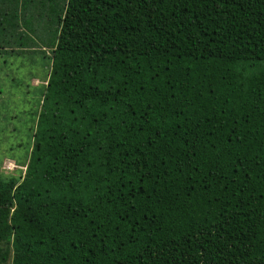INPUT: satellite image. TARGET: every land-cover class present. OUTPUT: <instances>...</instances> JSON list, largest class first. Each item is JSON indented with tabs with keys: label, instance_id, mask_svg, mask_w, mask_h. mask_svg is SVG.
Instances as JSON below:
<instances>
[{
	"label": "trees",
	"instance_id": "16d2710c",
	"mask_svg": "<svg viewBox=\"0 0 264 264\" xmlns=\"http://www.w3.org/2000/svg\"><path fill=\"white\" fill-rule=\"evenodd\" d=\"M0 11L19 68L37 39L51 51L44 88L1 82L33 141L25 172L0 174V261L264 264V0Z\"/></svg>",
	"mask_w": 264,
	"mask_h": 264
},
{
	"label": "rangeland",
	"instance_id": "374dc122",
	"mask_svg": "<svg viewBox=\"0 0 264 264\" xmlns=\"http://www.w3.org/2000/svg\"><path fill=\"white\" fill-rule=\"evenodd\" d=\"M5 14L6 13L3 14V12H1L0 16L3 17ZM41 18L42 21L41 19L39 21L40 25H38L37 22L38 27H43V25H45V21L48 20V15L42 12ZM1 27L4 26L0 25V40L8 39L12 41V36L7 34ZM36 43L37 45L33 48L21 51V53H30L33 51V59L37 61L38 65V68L34 67V69L30 67V65L25 66L26 64L19 68L20 56H18V53H20V51L19 49H13L12 51V43H9L10 45H4L2 48L0 47V174L5 176H18L19 173L23 174L25 172L27 164L26 162L24 164L22 162L27 161L33 141L32 130L27 131L28 128H25L23 132H18L16 126H13L16 121L15 118H19V115L24 117L23 111L28 106L27 100L17 102L19 95L14 94L15 91H17L16 88L18 86L19 88L26 87L29 90L39 86L44 88L47 83L50 68L48 61L51 56V51H48L42 46H38V39ZM0 45H3V43L0 42ZM43 53L44 55H42ZM41 63H45L46 65H41ZM31 64L35 65L33 63ZM258 68L264 69V63L258 65ZM1 82L6 86L10 83V85H12V92L14 93L6 94L3 92L4 88ZM1 92H3V94ZM37 97L39 99L40 95L38 94ZM5 98L12 101V104ZM33 107L35 108L36 106L34 105ZM10 119L13 121H10ZM25 119L30 120L27 119V117ZM26 134H28V138L25 136ZM24 147L27 149V151L24 150L27 154L22 155L21 151ZM0 264H12V252L9 253L5 261H0Z\"/></svg>",
	"mask_w": 264,
	"mask_h": 264
},
{
	"label": "flooded vegetation",
	"instance_id": "af4514ba",
	"mask_svg": "<svg viewBox=\"0 0 264 264\" xmlns=\"http://www.w3.org/2000/svg\"><path fill=\"white\" fill-rule=\"evenodd\" d=\"M12 120V119H11ZM13 121V120H12Z\"/></svg>",
	"mask_w": 264,
	"mask_h": 264
}]
</instances>
